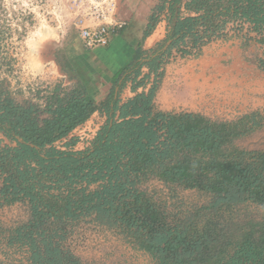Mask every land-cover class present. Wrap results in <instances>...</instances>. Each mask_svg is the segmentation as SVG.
<instances>
[{
	"label": "trees",
	"instance_id": "obj_1",
	"mask_svg": "<svg viewBox=\"0 0 264 264\" xmlns=\"http://www.w3.org/2000/svg\"><path fill=\"white\" fill-rule=\"evenodd\" d=\"M181 1L161 0L162 5L169 3L171 13L168 50L179 46L181 57L194 51L200 55L227 21L241 20L256 30L264 26V0H186L185 10L195 16L185 18L173 7ZM155 89L121 107L109 101L106 124L90 147L78 152L56 149L52 143L89 118L94 107L88 97L77 90L61 95L55 89L40 109L37 103L17 104L7 92L0 93V133L16 144L0 146V199L3 204L23 199L31 204L33 223L16 228L9 240L27 246L30 264H81L56 240V230L50 233L41 226L50 218L86 215L131 235L157 264H264L263 240L247 235L234 239L222 225L199 228L178 217L168 221L136 186L155 176L211 194L214 211L244 203L264 207V154L247 158L243 152L223 150L232 138L262 127L264 115L212 121L192 113L154 112ZM44 113L49 118L40 119ZM61 184L65 193L58 190ZM51 188L59 192L43 193Z\"/></svg>",
	"mask_w": 264,
	"mask_h": 264
},
{
	"label": "rangeland",
	"instance_id": "obj_2",
	"mask_svg": "<svg viewBox=\"0 0 264 264\" xmlns=\"http://www.w3.org/2000/svg\"><path fill=\"white\" fill-rule=\"evenodd\" d=\"M104 1L106 0H0V93L7 92L10 95L9 91L12 88L17 90L19 86L23 87L24 92H28L27 89L42 85L41 79L47 75L44 59L40 54L42 44L51 38H65L70 33H76V21L84 17L90 7ZM241 22L227 21L220 34L211 42L222 40L226 43L236 40L243 47L255 44L253 59L256 63H249L253 74L252 83L249 79L228 74L227 63H219L218 72H212L213 65L209 63H178L166 79L171 87L196 86L197 92H192L191 96H200L198 90H204V96L213 95L218 102L214 108L185 107L181 112L197 114L212 121H235L254 112L264 115V101L262 94L260 95V88H264V81H261V76L264 77V26L256 30L252 25L243 27ZM172 59L168 58V61ZM180 73L182 77L179 76ZM160 81L161 71L154 74L152 87L158 88ZM37 83L38 86L35 85ZM247 93L254 94L255 99L250 104L243 102ZM27 97L31 101L29 95ZM154 112L170 113L157 108ZM97 119H89L87 126L92 122L97 123ZM99 122L102 124L101 128L106 124L105 118ZM96 134L93 130L87 132L85 129H78L72 132L73 136L68 134L54 141L52 146L62 151H84L90 147ZM15 145L0 133L1 147ZM223 150L227 153L243 152L247 158L250 155L264 154V124L243 136L232 138L223 146ZM1 179L0 176V187ZM47 184L50 185V182ZM136 186L147 192L168 221L178 217L184 219L187 225L194 223L199 228L204 225H222L225 232L234 239L247 235L252 241H264L262 206L244 203L214 211L211 194L188 189L175 182H163L155 176L142 179ZM96 187L97 184L91 185L90 189ZM58 190L65 193L66 186L61 184ZM58 190L51 188L43 193L55 195ZM2 202L0 199V264H30L27 246L15 242L10 244L9 240L16 228L30 226L29 223L33 221L31 204L28 199L9 204ZM40 209L45 210L43 206ZM39 228L33 230V238H36L35 232ZM44 228H48L50 233L56 230V240L62 248L77 257L81 264H157L156 258L143 249L139 241L118 228L99 224L92 215L82 216L77 220L59 221L50 218L41 226V229Z\"/></svg>",
	"mask_w": 264,
	"mask_h": 264
},
{
	"label": "crops",
	"instance_id": "obj_3",
	"mask_svg": "<svg viewBox=\"0 0 264 264\" xmlns=\"http://www.w3.org/2000/svg\"><path fill=\"white\" fill-rule=\"evenodd\" d=\"M185 4L186 0L173 4L180 18L195 16L185 10ZM159 6H162L161 10H157ZM169 7L168 2L162 5L161 0H119L116 18L124 25L116 31L105 48L85 50L77 33H70L65 38H51L43 43L40 54L44 59L47 75L41 80L43 88L48 90L45 92H49L43 97L45 106L47 97L55 89L60 90L61 95L77 90L84 97H88L94 107V111L85 121L88 123L90 118L98 117L101 122L103 118L107 121L112 107V104L108 106L107 114L105 105L109 101L117 102L121 107L138 94H147L153 89L154 74L161 71V81L152 100L154 109L179 113L185 107L214 108L217 100L213 95L204 96V90H198L200 96H191L192 92H197L196 86L171 87L166 79L178 63H209L213 65L212 72L219 71V63H227L228 74L249 79L252 83L253 74L249 63L255 62V44L243 47L236 40L226 43L218 40L202 47L200 55L188 56L189 58L179 55V46L168 50L171 44L168 39L172 32V24L168 21L171 17ZM151 19L154 21L151 22ZM159 47L161 48L158 49ZM168 58L173 59L168 61ZM238 66L240 69H237ZM261 78L264 81V77ZM19 87L17 90L12 88L9 91L10 96L17 104L24 105L30 101L28 92H24L22 86V89ZM260 92L264 101L263 87ZM253 96V93H247L243 102L250 104L255 99ZM54 108L52 106L51 109ZM118 116L117 111L115 118ZM39 118L46 119L49 115L44 113ZM72 132L74 129L69 133L71 136Z\"/></svg>",
	"mask_w": 264,
	"mask_h": 264
},
{
	"label": "built area",
	"instance_id": "obj_4",
	"mask_svg": "<svg viewBox=\"0 0 264 264\" xmlns=\"http://www.w3.org/2000/svg\"><path fill=\"white\" fill-rule=\"evenodd\" d=\"M116 12L117 2L115 0H106L101 4L90 7L86 15L76 21L74 27L76 28L80 43L85 50L94 51L109 45L116 31L124 25L122 21L116 18ZM241 25L243 27L251 26L245 22H241ZM61 34L62 36L64 35V33ZM193 53L191 57H196V52L194 51ZM35 85L38 86L39 84L37 83ZM42 86L27 89L31 101L37 103L40 109H43L45 106L43 97L46 94V88ZM99 120L100 118L98 117L96 120L97 123L92 122L88 126L87 122H83L75 127L74 131L85 129L87 132H90L93 130L94 134H96L102 126Z\"/></svg>",
	"mask_w": 264,
	"mask_h": 264
},
{
	"label": "bare ground",
	"instance_id": "obj_5",
	"mask_svg": "<svg viewBox=\"0 0 264 264\" xmlns=\"http://www.w3.org/2000/svg\"><path fill=\"white\" fill-rule=\"evenodd\" d=\"M156 33V32H155ZM38 34V33H37ZM41 37V36H40ZM154 38V37H153ZM43 39V38H42ZM39 41V40H38Z\"/></svg>",
	"mask_w": 264,
	"mask_h": 264
}]
</instances>
